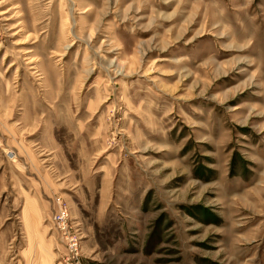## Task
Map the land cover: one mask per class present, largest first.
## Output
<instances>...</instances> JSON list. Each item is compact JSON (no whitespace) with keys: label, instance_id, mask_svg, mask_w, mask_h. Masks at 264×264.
<instances>
[{"label":"rangeland","instance_id":"374dc122","mask_svg":"<svg viewBox=\"0 0 264 264\" xmlns=\"http://www.w3.org/2000/svg\"><path fill=\"white\" fill-rule=\"evenodd\" d=\"M264 264V0H0V264Z\"/></svg>","mask_w":264,"mask_h":264},{"label":"built area","instance_id":"2783aa9c","mask_svg":"<svg viewBox=\"0 0 264 264\" xmlns=\"http://www.w3.org/2000/svg\"><path fill=\"white\" fill-rule=\"evenodd\" d=\"M69 219L70 211L67 206L60 204V208L55 213L54 222L57 228L65 234V240L67 242L68 248L72 253V256L65 258L64 264H82L80 261L79 253V239L76 235L71 236L69 231Z\"/></svg>","mask_w":264,"mask_h":264}]
</instances>
